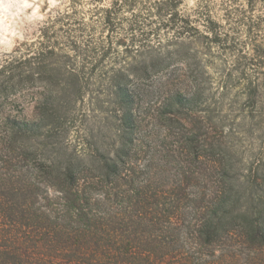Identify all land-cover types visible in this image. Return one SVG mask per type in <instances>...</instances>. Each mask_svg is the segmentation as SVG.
Returning <instances> with one entry per match:
<instances>
[{"label": "trees", "instance_id": "trees-1", "mask_svg": "<svg viewBox=\"0 0 264 264\" xmlns=\"http://www.w3.org/2000/svg\"><path fill=\"white\" fill-rule=\"evenodd\" d=\"M142 1L112 0L109 7H97L93 16L106 34L95 39L94 26L76 17L79 0H73L43 23L37 42L16 49L0 65V264H264V176H241L235 168L224 141L227 124L217 115L222 107L208 102L215 95L209 90L213 77L198 56L214 57V46L236 53L234 66L220 78L219 94L227 97L237 83L247 107L255 105L251 114L258 113L264 43L255 33L263 19L253 23L250 14L264 0L225 8L227 21L238 14L236 21L246 25L251 55L223 31L207 1L197 11L201 29L197 19L170 11L181 0H161L157 15L168 17L162 28L186 46L191 59L177 72L164 71L170 53L150 47L122 56L113 48L121 11ZM133 15L129 31L148 36L139 15ZM105 60L115 62L108 78L117 106L110 113L119 117V146L98 153L87 165L37 161L27 139L41 136L44 129L48 134L60 129L61 118L72 112L68 103L84 96L85 70ZM122 60L125 64L118 67ZM135 77L159 82L165 91L134 89ZM42 82L56 89H33L35 118L11 114L30 85ZM139 101L151 104L145 118L167 130L163 141L172 135L171 123L186 125L176 139L182 159L172 176L139 161L145 140H155V134H139L146 112L137 113Z\"/></svg>", "mask_w": 264, "mask_h": 264}, {"label": "rangeland", "instance_id": "rangeland-1", "mask_svg": "<svg viewBox=\"0 0 264 264\" xmlns=\"http://www.w3.org/2000/svg\"><path fill=\"white\" fill-rule=\"evenodd\" d=\"M73 0H0V65L5 58L15 53L18 48H23L25 44L37 42L39 36V28L45 21L54 17L57 12L66 11ZM112 0H100L99 3L93 4L90 0H79L76 4V17L84 21L90 27L94 26V38L99 39L106 33L102 32V24L93 16L97 7H109ZM208 2V10L211 16L220 23L224 32H229L236 37L239 42V47L247 55H251L252 40L246 32L245 24L236 21L235 14L230 20H226L225 8L234 9L235 6H244L245 0H237L232 3L230 0H181V4L176 9H171V12H179L184 16H191L194 20L197 19V24L201 29H204L203 21L197 16V11L202 3ZM161 0L142 1L134 7L125 6L119 15L118 21L122 23L118 32L114 33L113 48L123 56L126 50L131 53H138L148 48H153L162 54H169V66L164 71L177 72L185 67L187 62H191L187 55L185 45L176 43L173 38V33L162 28L161 24L168 17L161 18L157 15ZM139 15L138 21L144 32L148 36L142 37L139 32L129 31V25L134 19V15ZM252 22H258L260 18V26L255 33L259 42L264 43V5L258 3L255 9L250 14ZM94 18V20L92 19ZM94 21V22H93ZM238 29L234 33L233 28ZM119 40H123L124 43ZM149 46V47H148ZM201 50L200 45H196L195 49ZM214 57L199 53L201 64L206 67L207 72L213 77L209 90L211 94L209 103L221 106V113L217 114L225 120L227 127L225 133L229 155L235 168L239 170L241 176L249 173L264 176V92L259 89L256 99V109L258 113L251 114L255 108L247 107V99L242 92L241 85L236 83L230 88L227 97H222L219 92L222 91L220 78L224 76L226 71L232 68L237 57L235 53H226L217 46L213 47ZM120 59V58H119ZM122 59V58H121ZM125 61L129 64L131 60L125 57ZM113 61L105 60L103 66L99 65L95 68L89 66L86 73V80L83 82L84 96L80 99H75V102L68 103L72 112L61 118L60 129L54 133L45 132L44 129L41 136L30 135L27 139V146L36 156L35 159L43 162L66 163L72 160L73 162H82L83 164H91L98 153H112L118 146L117 129L118 118L111 114L110 111L116 108V101L110 95L114 90L109 82L108 76L111 74V68L115 64ZM125 64L124 60L118 61L116 65ZM126 65L127 67L129 66ZM126 67V68H127ZM93 70H92V69ZM129 69L131 68L128 67ZM135 71L129 74L133 76ZM161 76L162 73L160 72ZM157 76L155 73L153 77ZM159 76V77H160ZM157 79V78H156ZM237 79H235L236 82ZM130 85L132 88L143 91H165L163 84L159 82H141L137 78H132ZM30 90L25 99L19 100L17 107L11 114L18 117L33 120L35 118L33 99V89H56L48 83L42 82L36 85H30ZM68 87V86H66ZM73 87H68V90ZM63 104V102H57ZM156 104V103H155ZM155 104H153L155 106ZM151 104L146 101H139L135 104L138 114H142L143 124L139 134H155L154 142L149 139L145 141L147 144L143 150L139 152V161L142 165L153 163L160 173L165 176H172L175 173V168L180 164L181 159L178 157L179 148H177L176 139L180 129L184 128L182 122H174L170 125L172 135L165 141L164 127L156 125L155 121L151 123L148 118H145V113L148 111ZM152 105V106H153ZM7 110L8 107H7ZM200 113V112H199ZM221 115V116H220ZM189 121V120H188ZM187 121V122H188ZM48 124L51 119H45ZM45 132V133H44ZM167 150H170L168 153ZM38 154V156H37ZM33 160V157H32Z\"/></svg>", "mask_w": 264, "mask_h": 264}]
</instances>
